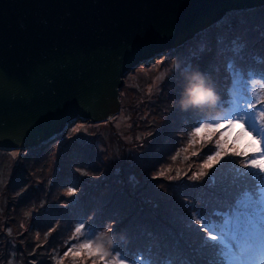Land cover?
<instances>
[{
  "label": "rangeland",
  "instance_id": "obj_1",
  "mask_svg": "<svg viewBox=\"0 0 264 264\" xmlns=\"http://www.w3.org/2000/svg\"><path fill=\"white\" fill-rule=\"evenodd\" d=\"M229 62L246 83L258 82L264 97V5L229 11L132 69L111 118L72 121L35 147L0 148V264H106L114 251L135 264H212L214 250L194 216L215 220L235 190L255 184L238 176L248 171L239 168L240 157L202 169L227 129L205 132L203 140L193 134L201 122L225 115L219 101L231 88ZM193 70L212 81L214 108L180 106L184 73ZM201 171L209 175L190 178ZM81 223L86 229L76 233ZM85 231L100 254L77 247Z\"/></svg>",
  "mask_w": 264,
  "mask_h": 264
},
{
  "label": "water",
  "instance_id": "obj_2",
  "mask_svg": "<svg viewBox=\"0 0 264 264\" xmlns=\"http://www.w3.org/2000/svg\"><path fill=\"white\" fill-rule=\"evenodd\" d=\"M264 0H0V148L120 110L128 72Z\"/></svg>",
  "mask_w": 264,
  "mask_h": 264
},
{
  "label": "snow or ice",
  "instance_id": "obj_3",
  "mask_svg": "<svg viewBox=\"0 0 264 264\" xmlns=\"http://www.w3.org/2000/svg\"><path fill=\"white\" fill-rule=\"evenodd\" d=\"M226 70L230 75L231 88L227 98L219 101L220 106L227 109L225 115L215 121L201 122L194 129L193 134L202 140L205 132L212 134L227 129L220 134L212 154L207 155L201 167L211 170L225 157H240L237 162L239 168L248 171L238 172V176L251 177L255 184L252 187L241 185L235 190L226 204L227 210L215 213V220L198 213L193 223L205 233V245L214 250L212 264H264V97L255 89L258 82L246 83L234 63L229 62ZM237 126L239 131L233 138L232 132ZM247 138H250L249 142L241 147V142ZM207 139L211 140L212 136L208 135ZM201 175L209 173H193L190 178L199 179ZM82 229H86L83 223L76 227L75 232L81 233ZM89 236L85 231L77 247L88 250L90 254H100L101 248L94 249V241ZM73 254L80 255L79 252ZM101 260H104V255H101ZM126 260L128 264H135L126 255L114 251L106 264H125Z\"/></svg>",
  "mask_w": 264,
  "mask_h": 264
},
{
  "label": "clouds",
  "instance_id": "obj_4",
  "mask_svg": "<svg viewBox=\"0 0 264 264\" xmlns=\"http://www.w3.org/2000/svg\"><path fill=\"white\" fill-rule=\"evenodd\" d=\"M187 85L179 101L184 110L189 108H214L218 96L212 81L203 73L193 70L184 73Z\"/></svg>",
  "mask_w": 264,
  "mask_h": 264
}]
</instances>
